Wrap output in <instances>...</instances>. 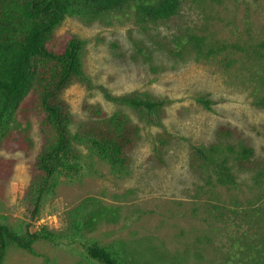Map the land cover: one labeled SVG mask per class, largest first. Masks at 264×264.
<instances>
[{"label": "rangeland", "instance_id": "1", "mask_svg": "<svg viewBox=\"0 0 264 264\" xmlns=\"http://www.w3.org/2000/svg\"><path fill=\"white\" fill-rule=\"evenodd\" d=\"M55 34L61 43L70 36L81 41L78 56L88 79H72L57 97L70 135L84 136L96 126L88 110L96 106L108 116L128 117L138 138L124 176L73 140L85 172L54 177L32 226L52 233L55 242L38 239L32 252L11 245L1 264H98L72 238L105 249L122 241L139 253L136 264L175 257L182 264H234L243 258L260 240L252 226L258 219L264 224V185L253 187L239 174L237 186L219 187L193 147L215 142L218 127L228 126L264 165V0H180L176 14L156 21L143 20L131 3L90 22L65 17ZM193 36L203 39V50L224 45L225 51L197 59L186 43ZM105 93L146 94L165 104L149 115ZM11 133L8 141L0 139V159L12 161L0 177V224L21 235L40 181L35 161L44 140L31 114L25 131ZM85 198L119 207V219L75 230L72 212ZM131 257L126 264H133Z\"/></svg>", "mask_w": 264, "mask_h": 264}, {"label": "trees", "instance_id": "2", "mask_svg": "<svg viewBox=\"0 0 264 264\" xmlns=\"http://www.w3.org/2000/svg\"><path fill=\"white\" fill-rule=\"evenodd\" d=\"M131 3L143 20L156 21L176 14L180 0H0V139L8 141L15 129L25 131L31 114L36 117L44 140V147L35 161L40 181L32 201L30 221L21 235L6 224H0V264L11 245L32 252V244L38 239L55 242L52 233L33 231L32 226L38 220L41 197L54 177L78 176L85 172L83 158L72 145L73 140L84 144L90 154L106 162L111 171L126 175L129 154L138 138V127L128 117L119 113L108 116L99 107L91 106L88 110L96 119V126L84 136L72 137L69 133L67 115L57 97L72 79H88L78 56L81 41L70 36L61 43L55 29L65 17L90 22ZM186 43L197 59L215 56L226 48L221 45L218 49L203 50V39L195 36L189 37ZM174 54H181V50H175ZM105 96L111 102L149 115L165 104L164 100L146 94L113 96L105 93ZM215 137L213 143L193 147L194 154L209 170L214 182L219 187H235L239 174H243L248 175L253 187H262L264 165L255 156L252 147L238 139L235 129L228 126L218 127ZM25 142L22 141V144ZM11 166L10 159H0V177L6 175ZM72 217L75 230L89 232L103 222H116L119 207L105 206L96 199L85 198L73 209ZM259 222L260 219L255 220L253 223L256 226H252L253 231L260 235L259 242L253 249L247 247L245 256L248 257L239 258L234 264H264V224L260 227ZM69 240L98 264H126L130 256H134L130 259L133 264L138 262L139 253L133 251L135 255L132 254L122 241H118L117 247L105 249L95 241L81 238ZM149 249L151 254V245ZM149 264H182V261L175 257L159 263L149 261Z\"/></svg>", "mask_w": 264, "mask_h": 264}]
</instances>
